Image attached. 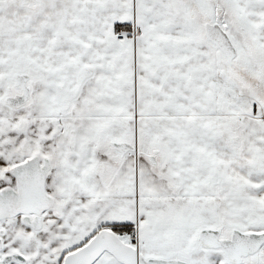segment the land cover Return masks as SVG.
Masks as SVG:
<instances>
[{
    "label": "snow or ice",
    "instance_id": "1",
    "mask_svg": "<svg viewBox=\"0 0 264 264\" xmlns=\"http://www.w3.org/2000/svg\"><path fill=\"white\" fill-rule=\"evenodd\" d=\"M0 264H264V0H0Z\"/></svg>",
    "mask_w": 264,
    "mask_h": 264
}]
</instances>
